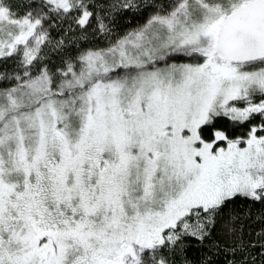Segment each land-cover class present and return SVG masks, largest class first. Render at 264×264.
<instances>
[{
	"label": "snow or ice",
	"instance_id": "6c2138e0",
	"mask_svg": "<svg viewBox=\"0 0 264 264\" xmlns=\"http://www.w3.org/2000/svg\"><path fill=\"white\" fill-rule=\"evenodd\" d=\"M0 264H264V0H0Z\"/></svg>",
	"mask_w": 264,
	"mask_h": 264
}]
</instances>
